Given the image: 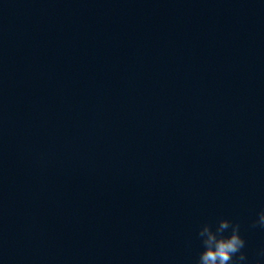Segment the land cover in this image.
<instances>
[{"label":"clouds","instance_id":"1","mask_svg":"<svg viewBox=\"0 0 264 264\" xmlns=\"http://www.w3.org/2000/svg\"><path fill=\"white\" fill-rule=\"evenodd\" d=\"M264 228V210L258 213V218L252 227ZM230 230V231H229ZM203 250L196 264H242L247 257L242 249L245 240L240 235V225L222 218L215 227L204 223L197 233Z\"/></svg>","mask_w":264,"mask_h":264}]
</instances>
